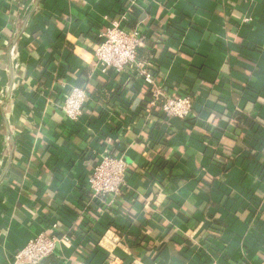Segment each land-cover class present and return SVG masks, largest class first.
I'll return each instance as SVG.
<instances>
[{
  "label": "crops",
  "instance_id": "0c3cea01",
  "mask_svg": "<svg viewBox=\"0 0 264 264\" xmlns=\"http://www.w3.org/2000/svg\"><path fill=\"white\" fill-rule=\"evenodd\" d=\"M116 21L193 117L145 115L142 84L96 68ZM64 86L89 92L78 122ZM110 136L117 210L88 192ZM54 224L41 264H264V0H0V264Z\"/></svg>",
  "mask_w": 264,
  "mask_h": 264
},
{
  "label": "built area",
  "instance_id": "2783aa9c",
  "mask_svg": "<svg viewBox=\"0 0 264 264\" xmlns=\"http://www.w3.org/2000/svg\"><path fill=\"white\" fill-rule=\"evenodd\" d=\"M250 22V18H243V23ZM97 38L94 50L96 68L105 75L110 72L128 75L142 84L150 94L142 110L145 115L159 112L165 120H187L194 116L193 99L188 95L175 94V89L171 92L157 77L154 62L142 57L145 36L141 30H129L122 25V21H116L101 30ZM61 89L64 95L60 110L64 118L78 122L89 101L88 90L81 86L69 90H65L64 86ZM115 138H105L109 148L98 156L93 165L88 179V192L92 201L105 202L117 210L120 199L130 193L129 175L132 168L122 157L112 152L118 142ZM58 229V224H54L50 232L37 235L13 256L11 264H41L55 255L62 240Z\"/></svg>",
  "mask_w": 264,
  "mask_h": 264
},
{
  "label": "water",
  "instance_id": "95a60500",
  "mask_svg": "<svg viewBox=\"0 0 264 264\" xmlns=\"http://www.w3.org/2000/svg\"><path fill=\"white\" fill-rule=\"evenodd\" d=\"M37 6H38V4H36V6L34 7V9H33V11H32V13H34L35 12V10H36V8H37ZM16 43V42H15ZM16 48V44H14L12 47H11V54L13 55V52H14V49ZM12 72H13V65H12ZM13 74H14V72H13ZM12 89H13V84H12V87H11V91H12ZM10 91V92H11Z\"/></svg>",
  "mask_w": 264,
  "mask_h": 264
},
{
  "label": "trees",
  "instance_id": "16d2710c",
  "mask_svg": "<svg viewBox=\"0 0 264 264\" xmlns=\"http://www.w3.org/2000/svg\"><path fill=\"white\" fill-rule=\"evenodd\" d=\"M146 43V40L144 41V44ZM145 52H144V50H143V54H142V57L145 59V60H148L147 59V57L145 56ZM147 96H150V94L147 92ZM243 122H244V120H243ZM225 164H223L222 166H224ZM90 197V196H89ZM219 226H222V225H219Z\"/></svg>",
  "mask_w": 264,
  "mask_h": 264
}]
</instances>
